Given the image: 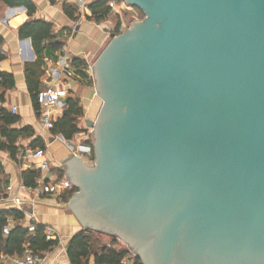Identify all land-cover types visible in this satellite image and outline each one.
<instances>
[{
    "label": "water",
    "instance_id": "1",
    "mask_svg": "<svg viewBox=\"0 0 264 264\" xmlns=\"http://www.w3.org/2000/svg\"><path fill=\"white\" fill-rule=\"evenodd\" d=\"M68 201L143 264H264V0H122Z\"/></svg>",
    "mask_w": 264,
    "mask_h": 264
},
{
    "label": "crops",
    "instance_id": "2",
    "mask_svg": "<svg viewBox=\"0 0 264 264\" xmlns=\"http://www.w3.org/2000/svg\"><path fill=\"white\" fill-rule=\"evenodd\" d=\"M31 1L36 7V13L31 18L25 7L10 8L0 3V37L3 39L0 55L4 56L0 62V73L7 75L9 80L6 86L0 84V107L19 117L18 123L13 128L31 127L35 132L34 137L18 140L23 149L20 150L17 160L12 159L8 152L0 150V181L4 187L0 198V211L17 209L25 213V221H14L9 218L10 227L23 224L30 228L31 222H36L45 226L46 231L52 230L55 233L59 246L46 253L41 264H70L67 256L68 243L74 235L86 230L68 204V201L79 191L78 186L73 185L72 190H66L58 197H37L30 188L25 187L22 173L28 170H39L41 177L37 185L67 179L66 164L75 159V154L82 147H93V142L89 143L90 137L92 138L91 130L86 123L87 120L95 121L100 109L93 64L112 40L118 15L110 10L109 17L97 23L87 19L91 15L89 6L94 0H88L83 10L79 8L75 0ZM65 5L75 9L74 18H70L65 11ZM132 8L130 13L134 11V7ZM120 19L122 22L120 30L123 32L125 22L124 18L120 17ZM30 20H41L51 24L57 42L63 43V48L56 53L55 59L44 58L40 90L50 86L57 89L63 88L67 91V97L80 101L84 110V117L79 123L81 132L71 140H66L61 134L53 135L52 130H47L41 122L43 109L41 106L37 109L34 105L26 69L28 65H35L38 57L32 40L20 38L19 35V29ZM65 58L68 59L74 72L71 77L65 75V69L62 67ZM74 59H81L88 66L76 67L73 64ZM55 71L61 72L58 81L53 77ZM10 83H13V86H8ZM14 107L17 108L16 113L12 112ZM66 109L67 106L64 105L56 111L55 122L63 117ZM37 139L44 143V148H33ZM37 149L44 151V160L49 164L45 170L41 168V160L25 157L26 152ZM93 155L94 148L91 154H84L79 159L87 168H93L94 162L91 161ZM73 190L75 192L72 197L65 201ZM14 200H19L22 205L15 204ZM16 258L18 257L2 256L0 264H15ZM89 264H94L93 258L90 259Z\"/></svg>",
    "mask_w": 264,
    "mask_h": 264
},
{
    "label": "trees",
    "instance_id": "3",
    "mask_svg": "<svg viewBox=\"0 0 264 264\" xmlns=\"http://www.w3.org/2000/svg\"><path fill=\"white\" fill-rule=\"evenodd\" d=\"M10 8L25 7L31 18L36 13V7L31 0H0ZM65 11L70 18H74L75 9L69 5L64 6ZM140 11V9L135 8ZM89 10L91 15L87 17L90 21L97 23L105 21L110 15L108 0H94ZM130 12H126L124 17ZM122 25L120 16L117 17V26L112 36L120 35ZM20 38L31 39L34 51L38 57L37 63L28 65L27 80L29 90L33 95L35 107L39 108L38 94L41 91L40 76L43 75L42 66L44 58L55 59L56 53L63 48V43L57 42V38L53 32V26L45 21L30 20L19 29ZM3 39L0 37V45ZM4 59L0 55V62ZM73 64L79 68L87 67V63L81 59H74ZM9 83L8 76L0 73V84L6 86ZM13 84V83H12ZM11 83L8 86H13ZM64 104L67 106L63 117L54 123L52 129L53 135L61 134L66 140H71L75 135L81 132L79 123L84 117V110L80 105V101L73 97H67ZM19 121V117L8 112L5 108L0 107V150L8 152L12 159L17 160L22 145L18 143L19 139L31 138L35 136V132L31 127L13 128ZM92 141L90 140L89 143ZM92 144V143H91ZM44 148V143L37 139L33 148ZM94 162V155L91 159ZM41 177V172L24 171L22 179L25 187L35 188L37 181ZM4 187L0 181V198ZM75 190L65 198L68 201L72 197ZM9 218L14 221H25L26 216L23 211L17 209L0 211V257H21L27 252H31L41 258L45 254L59 246L58 240H48L46 236V227L36 222H31L35 226L34 231H30L28 226L16 224L10 227L9 233H4V228L9 226ZM109 239L106 242L104 239ZM67 256L70 264H89L90 259H94V264H143L139 256H132L130 250L125 247L116 237H110L103 233L82 230L74 235L67 246Z\"/></svg>",
    "mask_w": 264,
    "mask_h": 264
},
{
    "label": "built area",
    "instance_id": "4",
    "mask_svg": "<svg viewBox=\"0 0 264 264\" xmlns=\"http://www.w3.org/2000/svg\"><path fill=\"white\" fill-rule=\"evenodd\" d=\"M88 0H75L79 8L83 10L86 6ZM108 6L111 11L115 12L117 15L123 18L126 12L131 11L133 8L122 0H108ZM125 22V21H124ZM62 67L65 69V75L68 77L73 76L74 72L67 58L62 62ZM64 74V73H62ZM61 72L55 71L53 77L56 81L60 79ZM67 97V91L63 88H54L52 86L47 87L38 94V103L43 109V114L41 122L47 130H52L54 128V123L56 119V111L62 108L65 104L63 100ZM12 112L16 113L17 108H12ZM93 151L92 146L82 147L80 151L75 154V157L80 158L84 154H91ZM44 151L37 149L34 151H28L25 157L28 159L41 160V168L43 170L47 169L49 164L44 160ZM73 185L67 179L58 180L53 183H45L42 185H37L35 188H30V191L37 197L43 196H60L66 190H72ZM14 203L21 206L22 203L19 200H14ZM35 226L31 224L29 230L34 231ZM10 226L4 228V233L8 234ZM48 240H57L55 233L52 230L46 231ZM44 258L37 256L31 252H27L25 255L16 258L15 264H41Z\"/></svg>",
    "mask_w": 264,
    "mask_h": 264
},
{
    "label": "rangeland",
    "instance_id": "5",
    "mask_svg": "<svg viewBox=\"0 0 264 264\" xmlns=\"http://www.w3.org/2000/svg\"><path fill=\"white\" fill-rule=\"evenodd\" d=\"M123 18H124V21H125V26H124V28H123V32L124 31H126L127 29H129V27L132 25V23H134L135 21H141V20H143L144 18H145V14L143 13V11H138V10H136L135 8H134V11L133 12H131V13H129V14H127V16H123ZM111 41V40H110ZM94 65V64H93ZM94 74V73H93ZM99 98V97H98ZM100 99V98H99ZM99 102H100V109H101V107H102V101H101V99L99 100ZM100 109H99V111L98 112H100ZM99 114V113H98ZM97 117V116H96ZM91 130V129H90ZM92 132V130L90 131V135L92 134L91 133ZM90 139H91V141L93 142V137L91 138L90 137ZM106 242H110L109 241V239H104ZM125 247H127L129 250H130V248H129V246H127V245H125ZM130 252H131V254H132V256H135V254L130 250Z\"/></svg>",
    "mask_w": 264,
    "mask_h": 264
}]
</instances>
